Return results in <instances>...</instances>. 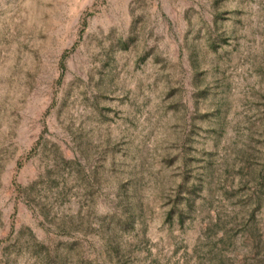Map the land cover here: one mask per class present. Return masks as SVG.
<instances>
[{
    "label": "rangeland",
    "instance_id": "rangeland-1",
    "mask_svg": "<svg viewBox=\"0 0 264 264\" xmlns=\"http://www.w3.org/2000/svg\"><path fill=\"white\" fill-rule=\"evenodd\" d=\"M0 264H264V0H0Z\"/></svg>",
    "mask_w": 264,
    "mask_h": 264
}]
</instances>
